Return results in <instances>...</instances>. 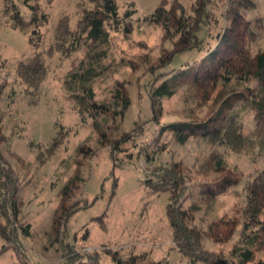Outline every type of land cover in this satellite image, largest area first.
I'll return each mask as SVG.
<instances>
[{
  "label": "rangeland",
  "instance_id": "rangeland-1",
  "mask_svg": "<svg viewBox=\"0 0 264 264\" xmlns=\"http://www.w3.org/2000/svg\"><path fill=\"white\" fill-rule=\"evenodd\" d=\"M37 6L40 13H47L48 23L40 28L43 41L39 51L44 54L48 76L42 88L32 93L16 75L20 60L31 57L35 50L29 40L32 28L15 30L11 15L19 13L25 22L33 19L34 12L26 5ZM162 0H118L120 15L134 11L131 19L134 28L125 35L109 22V55L103 61L107 67L93 81L97 100L108 101L115 86L126 83L131 105L123 117H106L105 128L112 142L134 134L132 140L121 143V152L111 156V144H100V137L93 127L92 119H84L64 89V80L72 64L85 56V49L70 58L54 52L50 47L56 41V28L62 17H70V26L75 28L80 17V4L88 0H0V154L18 174L21 190L22 211L20 223L31 225V235H22V247L9 245L0 235V264H61L60 246L51 236V224L60 201L65 183L74 175L78 164L82 165L84 179L70 200V204L87 201L69 220L70 245L80 252L98 251L106 261L108 252H118L122 259L139 256L138 264L152 261L162 264H190L175 248L173 230L166 215L168 194L154 193L146 185L149 175L160 165L181 162L191 177V184L205 183L214 175L202 171L213 150H220L227 161L237 165L245 179L238 187L239 196L226 195L220 198L215 213L196 215V224L204 229L215 216L226 214L234 220H243L247 204L246 185L264 170V153L246 156L228 146H209L198 140L185 145L168 142V149L155 155L152 162L143 156V147L156 138L162 126L177 121L201 119L209 110L200 105L186 88L179 89L173 97L161 101L158 122L150 121L152 115L151 94L159 74L181 68L194 58L200 59L204 52H187L176 56L172 64L159 70V59L163 50L172 48V41L163 39V30L154 25L140 23L150 16ZM175 0H167L169 4ZM186 12H192L195 0H178ZM227 0H212L211 7L219 17V24L211 26L215 36L229 25L226 16ZM264 18V0H257V9L248 12V18ZM127 21V22H128ZM210 42L214 43V39ZM253 51L264 50V33L253 44ZM156 78V80H155ZM161 80V79H159ZM31 92V93H30ZM156 109H159L156 106ZM149 119V120H148ZM152 120V119H151ZM253 130V119L246 117L245 132ZM60 137V144L52 151ZM82 145L92 150L87 157H78ZM147 148V147H146ZM149 151H153L150 149ZM77 159V160H76ZM81 159V160H79ZM117 186L114 187V183ZM195 192L191 201L197 198ZM190 199L188 202H191ZM84 205V203H83ZM240 231L227 243L205 240L210 250H225L231 253L241 246ZM108 256V257H106ZM264 260V253L258 254ZM232 264L241 263L234 256Z\"/></svg>",
  "mask_w": 264,
  "mask_h": 264
},
{
  "label": "trees",
  "instance_id": "trees-1",
  "mask_svg": "<svg viewBox=\"0 0 264 264\" xmlns=\"http://www.w3.org/2000/svg\"><path fill=\"white\" fill-rule=\"evenodd\" d=\"M211 3L212 0H195L192 12L188 13L178 0L171 4L162 0L150 16L138 20L160 27L163 39L173 42L170 50L162 51L157 66L159 70L168 68L178 55L191 51L204 52L200 59L194 58L181 68L156 76L158 79L150 97L153 113L148 123L158 122L162 99L173 97L179 89L186 88L200 105L209 107L201 119L162 126L158 136H153L152 142L143 147V156L149 162L155 159V155L168 149V143L161 140L164 136L169 137L168 142L174 141L179 145L198 140L209 146L225 145L234 151H243L246 156L257 151L264 153V50L254 52L252 49L264 33V18H248V12L257 9V0H227L229 25L214 36L211 26L220 21ZM26 5L34 12L33 19L27 23L21 14L16 13L11 15V22L15 30L32 28L29 42L35 53L17 63L16 75L29 91L37 93L49 71L44 54L39 51L43 41L40 28L48 23L49 16L45 12L39 14L37 6L30 5L28 1ZM79 6L80 17L76 27L70 26V17H62L56 28L55 44L48 53L57 52L70 58L85 49L84 58L72 64L63 85L75 109L84 119H92L100 144L105 145L110 141L104 124L106 117L121 118L131 105L124 82L115 86L108 101L97 100L93 89V81L107 70L102 64L109 55L110 44L105 24L109 22L125 35L131 34L134 23L128 20L134 11L129 10L122 17L118 0H88V4L82 2ZM213 39L214 43L210 42ZM247 116L253 119L251 133L245 132ZM133 136L110 141L111 156L115 158L116 151L121 152V143L132 140L135 138ZM59 144L60 137L55 140L52 151ZM86 146L80 147L79 158H86L87 153L91 155L92 150L86 149ZM78 162L74 175L61 190L49 233L60 246L61 264H138L143 260L139 256L122 259L118 252L110 251L107 253L110 257L108 262L103 257L106 254L80 252L69 244V220L80 209L87 207V201L83 202L84 205L82 202L70 204L84 181L80 171L82 165ZM202 171L214 175V178L192 185L191 177L181 162L160 165L145 175L146 185L152 192L168 194L166 215L173 230L175 248L190 264H232L234 256L241 263L264 264V260L257 257L259 253H264V170L246 185L247 204L243 210V220H234L226 214L217 215L207 229L196 224V215L215 213L222 196H239L238 187L245 176L217 149L209 155ZM20 190L18 174L0 154V235L5 242L19 247V250L22 235H31V225L20 223L23 207ZM195 192L198 196L191 201ZM189 199L191 202H188ZM239 231L242 245L235 246L231 253L222 248L210 250L204 245L205 240L227 243ZM149 264L162 263L152 261Z\"/></svg>",
  "mask_w": 264,
  "mask_h": 264
}]
</instances>
